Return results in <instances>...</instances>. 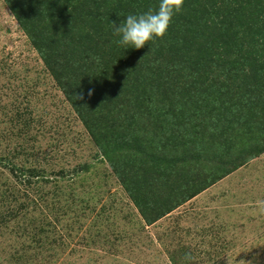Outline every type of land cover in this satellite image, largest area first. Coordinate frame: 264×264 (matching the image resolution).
I'll use <instances>...</instances> for the list:
<instances>
[{
	"label": "rangeland",
	"instance_id": "374dc122",
	"mask_svg": "<svg viewBox=\"0 0 264 264\" xmlns=\"http://www.w3.org/2000/svg\"><path fill=\"white\" fill-rule=\"evenodd\" d=\"M138 86L151 88L148 78ZM200 101L211 117L212 104L187 90L163 87L149 105L159 125L141 131L143 151L156 148L158 165L143 152L123 161L135 185L145 169L159 184L139 198L142 214L0 0V264H264V153L246 158L264 141L257 128L230 140L207 131L194 114ZM186 136L216 146L179 164ZM12 165L41 179L28 185Z\"/></svg>",
	"mask_w": 264,
	"mask_h": 264
},
{
	"label": "trees",
	"instance_id": "16d2710c",
	"mask_svg": "<svg viewBox=\"0 0 264 264\" xmlns=\"http://www.w3.org/2000/svg\"><path fill=\"white\" fill-rule=\"evenodd\" d=\"M3 1L142 214L139 198L149 196L159 184L145 169L135 185L123 161L138 152L148 155L143 146L149 141L141 131L159 125V109L149 105L163 87L187 90L211 103V117L201 101L194 114L206 120L212 134L222 133L230 140L239 129L253 135L257 128L264 141V0H184L166 35L139 50L117 44L111 22L118 25L129 14L156 10L159 0ZM146 78L149 91L138 86ZM196 138L182 140L180 148H186L179 164L204 161L206 150L216 146ZM155 150L148 155L154 166ZM262 153L264 149H259L246 158ZM9 169L28 185L41 179L31 169L14 165ZM177 204L157 208L156 217L148 222L168 215Z\"/></svg>",
	"mask_w": 264,
	"mask_h": 264
},
{
	"label": "clouds",
	"instance_id": "9594fccd",
	"mask_svg": "<svg viewBox=\"0 0 264 264\" xmlns=\"http://www.w3.org/2000/svg\"><path fill=\"white\" fill-rule=\"evenodd\" d=\"M183 5L184 0H159L156 10L150 8L140 14H129L118 25L116 21H112L113 35L118 37L116 43L125 49L139 50L150 41L162 39L173 16L181 12ZM256 204L259 212L264 213V200H259ZM240 264L244 262L241 261Z\"/></svg>",
	"mask_w": 264,
	"mask_h": 264
}]
</instances>
